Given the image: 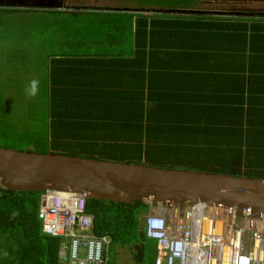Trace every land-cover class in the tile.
I'll list each match as a JSON object with an SVG mask.
<instances>
[{"label": "trees", "instance_id": "16d2710c", "mask_svg": "<svg viewBox=\"0 0 264 264\" xmlns=\"http://www.w3.org/2000/svg\"><path fill=\"white\" fill-rule=\"evenodd\" d=\"M144 1L166 14L124 8L65 12L0 8L40 11L45 19L62 17L61 24L49 29L52 46L50 37L46 45L43 36L47 71L42 94L29 99L27 126L18 132L16 124L7 126V116L1 112L0 146L264 178V146L247 142L244 135L249 130L214 127L215 116L201 106L197 111L167 108L149 83L160 75L158 68L169 67L167 60L175 54L172 43L168 49L161 37L189 33L188 29L203 36L214 28L229 31L237 25L206 20L210 15L206 13L191 18L170 13L195 8L200 0ZM246 38L243 33L245 45ZM41 193L0 186V264H60L63 238L42 231ZM148 208L144 200L87 198L86 209L95 216L91 233L111 238L109 264H115L118 247L130 250L132 264L154 263L156 241L140 227V215Z\"/></svg>", "mask_w": 264, "mask_h": 264}, {"label": "water", "instance_id": "95a60500", "mask_svg": "<svg viewBox=\"0 0 264 264\" xmlns=\"http://www.w3.org/2000/svg\"><path fill=\"white\" fill-rule=\"evenodd\" d=\"M0 6L67 7L65 0H0ZM170 12L207 11L178 8ZM0 186L12 190L74 192L115 202H161L168 209H176L179 216L187 205L203 201L226 206L231 215L234 212L235 216L264 217V178L93 158L52 149L38 152L0 146Z\"/></svg>", "mask_w": 264, "mask_h": 264}, {"label": "crops", "instance_id": "0c3cea01", "mask_svg": "<svg viewBox=\"0 0 264 264\" xmlns=\"http://www.w3.org/2000/svg\"><path fill=\"white\" fill-rule=\"evenodd\" d=\"M56 10L65 12L111 9L90 7L78 9L77 6L69 5L65 9ZM157 10L150 12L144 9L138 12L146 15L166 14ZM203 10L210 14L206 15V20L222 21L237 26L230 28L229 31L214 28L203 36L194 33L193 30L196 29H188L189 33L167 35L164 39L161 37L159 41L166 43L168 49L172 43L171 50L175 54L167 60L169 67L164 71L158 68L160 75L149 83L156 87L157 95H160L165 107L197 111L201 106L203 108L200 109L211 114V117L215 116L217 122L214 127L242 129L244 132L247 129L249 130L247 136L244 135L247 142L253 146H264V8ZM15 12L17 11H0V17ZM182 15L189 18L194 16L187 13ZM241 24L247 26L246 30L240 26ZM50 32L51 35L46 34V45L50 37L52 46L53 32L52 30ZM227 32H234L235 35ZM243 33L247 36L246 45L243 42ZM184 45H187V48ZM158 62H166V59H158ZM148 81L146 79V89ZM115 252L117 253V249Z\"/></svg>", "mask_w": 264, "mask_h": 264}, {"label": "built area", "instance_id": "2783aa9c", "mask_svg": "<svg viewBox=\"0 0 264 264\" xmlns=\"http://www.w3.org/2000/svg\"><path fill=\"white\" fill-rule=\"evenodd\" d=\"M149 203L140 227L156 241L153 264H264V217L232 215L203 201L182 216L163 203ZM81 193L45 191L38 217L44 233L62 236L60 264H109L111 238L91 233L94 214ZM82 252V254H81Z\"/></svg>", "mask_w": 264, "mask_h": 264}, {"label": "rangeland", "instance_id": "374dc122", "mask_svg": "<svg viewBox=\"0 0 264 264\" xmlns=\"http://www.w3.org/2000/svg\"><path fill=\"white\" fill-rule=\"evenodd\" d=\"M66 3L78 9L127 7L135 12L142 9L153 12L158 8L144 0H67ZM256 7L264 8V0H200L195 6L219 10H253ZM41 14L40 11H17L0 17V113L7 116V126L16 124L18 132L27 126L24 117L30 110L29 99L32 101V96L39 97L43 92L41 83L47 71L43 59L46 54L44 39L49 29L59 22L61 24L62 20L61 16L45 19ZM151 241L154 242L153 239ZM132 261L127 247L117 248V264H132Z\"/></svg>", "mask_w": 264, "mask_h": 264}, {"label": "flooded vegetation", "instance_id": "af4514ba", "mask_svg": "<svg viewBox=\"0 0 264 264\" xmlns=\"http://www.w3.org/2000/svg\"><path fill=\"white\" fill-rule=\"evenodd\" d=\"M55 2V1H54Z\"/></svg>", "mask_w": 264, "mask_h": 264}]
</instances>
